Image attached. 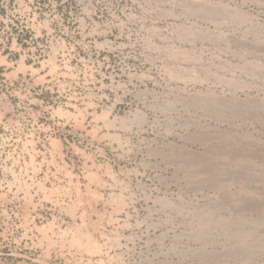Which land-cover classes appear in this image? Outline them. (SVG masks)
Wrapping results in <instances>:
<instances>
[{
    "label": "rangeland",
    "instance_id": "374dc122",
    "mask_svg": "<svg viewBox=\"0 0 264 264\" xmlns=\"http://www.w3.org/2000/svg\"><path fill=\"white\" fill-rule=\"evenodd\" d=\"M0 264H264V0H0Z\"/></svg>",
    "mask_w": 264,
    "mask_h": 264
}]
</instances>
